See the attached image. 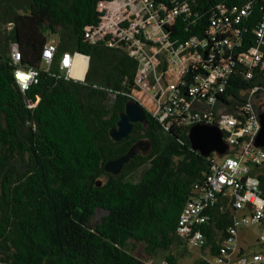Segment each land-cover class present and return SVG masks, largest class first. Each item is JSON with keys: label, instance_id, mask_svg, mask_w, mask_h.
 Instances as JSON below:
<instances>
[{"label": "trees", "instance_id": "16d2710c", "mask_svg": "<svg viewBox=\"0 0 264 264\" xmlns=\"http://www.w3.org/2000/svg\"><path fill=\"white\" fill-rule=\"evenodd\" d=\"M99 1L0 0V264H152L132 252V241L149 257L164 251L159 264H180L188 247L200 251L196 264H207L205 257L215 256L224 243L233 215L219 204L190 233L177 231L194 186L202 185L209 170L208 159L189 145L190 124L171 117L160 121L144 107L145 125L134 123L120 141L110 138L109 129L139 88V60L124 40L112 41L111 33L95 42L86 37V28L101 21ZM147 1L166 9L187 5L166 26L174 45L203 36L217 5L229 11L249 4L248 14L234 24V53L243 52L255 45L253 28L264 17V0ZM49 41L56 51L47 64L42 50ZM65 51L89 57L83 81L60 69ZM259 67L246 78L247 66L235 64L217 95L222 109L237 113L252 98L261 100L264 111ZM85 68L86 57L76 55L71 74L82 77ZM17 69L37 70L26 88L15 78ZM166 69L161 62L158 70ZM190 79V73L181 78ZM141 138L151 143L147 154L137 153L118 174L104 170ZM253 172L264 189V165ZM98 208L106 212L92 224ZM196 230L204 234L199 248L188 243Z\"/></svg>", "mask_w": 264, "mask_h": 264}, {"label": "built area", "instance_id": "2783aa9c", "mask_svg": "<svg viewBox=\"0 0 264 264\" xmlns=\"http://www.w3.org/2000/svg\"><path fill=\"white\" fill-rule=\"evenodd\" d=\"M248 7L246 4L227 11L223 5H217L218 14L217 11L213 13L203 36H191L174 45L168 38L166 26L171 25L176 14L187 9L186 4L166 9L163 5L154 7L147 0H101L98 2L101 21L94 28L87 27L85 33L91 42L108 33H111L112 41L126 42L125 49L139 60L135 77L139 88H155L157 77L170 78L163 100L157 102V110L152 112L160 121L171 117L190 125L216 124L222 131L227 152L221 156L212 152L206 157L209 170L202 185L194 186V195L187 201L177 228L178 233L186 235L191 232L192 225L210 219L213 206L220 204V209L230 210L233 217L226 228L227 237H222L224 243L220 244L215 256L205 257L207 264H264V189L253 172L256 166L264 165V146L253 144L260 127L258 111L249 100L237 113L217 110L220 105L217 95L224 90L223 84L236 63L247 66L246 78L252 77V68L259 65L260 88L264 91V17L253 28L255 45L234 53L239 38V30L234 24L248 14ZM124 22L127 24L122 25ZM55 51L56 44L52 41L44 46L42 57L47 64ZM76 55L85 57L69 51L60 57L59 67L68 78H76L71 74ZM12 57L14 63L20 60L16 48H13ZM163 61L167 62L164 72L158 70ZM185 73H190L189 83L181 80ZM36 74V69H17L15 78L22 88H26ZM256 88L250 90V95ZM159 89L153 94H164V89ZM247 223L259 228L256 244L250 248L240 246L237 240L239 226ZM203 242L204 234L199 230L188 238L189 245L195 248Z\"/></svg>", "mask_w": 264, "mask_h": 264}, {"label": "water", "instance_id": "95a60500", "mask_svg": "<svg viewBox=\"0 0 264 264\" xmlns=\"http://www.w3.org/2000/svg\"><path fill=\"white\" fill-rule=\"evenodd\" d=\"M86 57V68L82 77H76L83 81L88 67L89 57ZM260 127L255 136L253 144L255 146H264V111L258 112ZM146 124V115L144 106L135 99H129L125 102L124 108L119 112V117L115 126L109 129V136L113 141H120L130 134L134 123ZM190 147L200 155L207 157L211 152H216L218 155H224L227 152L228 145L223 139L222 131L216 124L194 123L189 126L187 131ZM151 148V143L148 139L136 140L127 150V152L115 159L109 160L104 164V170L115 175L118 174L123 165L137 153L147 154ZM101 181L98 180L97 185Z\"/></svg>", "mask_w": 264, "mask_h": 264}, {"label": "rangeland", "instance_id": "374dc122", "mask_svg": "<svg viewBox=\"0 0 264 264\" xmlns=\"http://www.w3.org/2000/svg\"><path fill=\"white\" fill-rule=\"evenodd\" d=\"M0 9H1V6H0ZM50 39L56 40L55 36H52ZM12 47L18 48L17 44H13ZM157 79H158V84L156 85L155 88L154 87L153 88H150V87L139 88V90L135 91L132 94L133 98L139 101L150 112H154L157 110V102L160 103L163 100L164 95L166 93L165 88L167 86V82L170 80L169 77L167 78L157 77ZM159 87H162V89H164L165 91L164 94L154 95L153 94L154 91L158 90ZM249 102L251 103L253 107L254 103H257V99L251 98ZM217 110L221 112L227 111L225 109H222L220 106H219V109ZM217 158L218 160L222 159V157H217ZM105 212L106 211H104L103 209L98 208L95 211L94 215L92 216V219H91L92 224L98 222L100 220L101 215H103ZM258 233H259V228L257 225H252L250 223L240 225L239 230H238V235H237L238 237L237 240L239 242V245L242 247H246V248L254 247V244H256V237L258 236ZM131 245L133 246L131 250L136 256L144 260H147L148 262L152 264H159L164 259V255H165L164 251H158L154 256L149 257L148 255L145 254L143 245L141 243L132 241V244H129V246L131 247ZM199 257H200V251H198L197 249H192L188 247L187 252L182 257H180L178 261L180 264H196L195 260Z\"/></svg>", "mask_w": 264, "mask_h": 264}, {"label": "flooded vegetation", "instance_id": "af4514ba", "mask_svg": "<svg viewBox=\"0 0 264 264\" xmlns=\"http://www.w3.org/2000/svg\"><path fill=\"white\" fill-rule=\"evenodd\" d=\"M259 103H262L261 100H259V101L257 100V104H259ZM254 109L259 112V109H261V104H259L258 107L254 108Z\"/></svg>", "mask_w": 264, "mask_h": 264}, {"label": "bare ground", "instance_id": "6f19581e", "mask_svg": "<svg viewBox=\"0 0 264 264\" xmlns=\"http://www.w3.org/2000/svg\"><path fill=\"white\" fill-rule=\"evenodd\" d=\"M212 153V152H211Z\"/></svg>", "mask_w": 264, "mask_h": 264}]
</instances>
